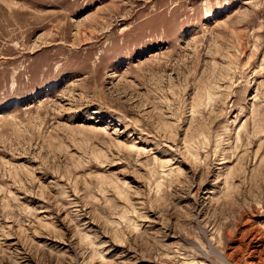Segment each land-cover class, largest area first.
Segmentation results:
<instances>
[{
    "label": "rangeland",
    "instance_id": "1",
    "mask_svg": "<svg viewBox=\"0 0 264 264\" xmlns=\"http://www.w3.org/2000/svg\"><path fill=\"white\" fill-rule=\"evenodd\" d=\"M255 229L264 0H0V264H264Z\"/></svg>",
    "mask_w": 264,
    "mask_h": 264
},
{
    "label": "bare ground",
    "instance_id": "2",
    "mask_svg": "<svg viewBox=\"0 0 264 264\" xmlns=\"http://www.w3.org/2000/svg\"><path fill=\"white\" fill-rule=\"evenodd\" d=\"M257 228V227H256ZM252 230H253V228H252ZM249 231V230H248ZM253 234H252V237H249V238H251V241H253L254 239H257L256 240V242L258 241L259 242V240H264V234L263 233H261V231H260V229L258 230V229H255L253 232H252ZM250 242V241H249ZM258 242H257V244H255V246H254V248H253V251L250 253L251 255L253 254V255H257L256 257L258 258V259H262L261 257H264L263 255H264V246L263 247H261L259 244H258ZM264 244V243H263ZM249 246H251V245H249ZM248 248H251V247H248ZM250 251V250H249ZM264 260V259H263Z\"/></svg>",
    "mask_w": 264,
    "mask_h": 264
}]
</instances>
